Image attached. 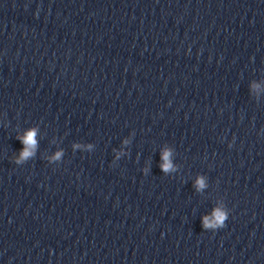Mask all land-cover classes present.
Returning <instances> with one entry per match:
<instances>
[{
    "label": "clouds",
    "instance_id": "clouds-1",
    "mask_svg": "<svg viewBox=\"0 0 264 264\" xmlns=\"http://www.w3.org/2000/svg\"><path fill=\"white\" fill-rule=\"evenodd\" d=\"M35 135H36V130L30 129L23 137H19V139H21L22 143H24L26 146L25 149L21 152V159L27 158L33 154L31 150L36 145ZM57 155H59V153ZM164 159H165V161L168 160V153L164 154ZM162 168L165 171H167L168 169L171 168V164L165 163L164 165H162ZM198 184L200 187H203V181L202 180L198 181ZM225 218H226L225 214L223 212H221L219 209H217L214 212V223L222 224L223 221L225 220ZM204 223H205V226L207 227V226L211 225L212 221H210L209 218L205 217Z\"/></svg>",
    "mask_w": 264,
    "mask_h": 264
}]
</instances>
